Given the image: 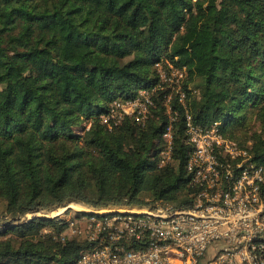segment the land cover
<instances>
[{
    "label": "trees",
    "instance_id": "trees-1",
    "mask_svg": "<svg viewBox=\"0 0 264 264\" xmlns=\"http://www.w3.org/2000/svg\"><path fill=\"white\" fill-rule=\"evenodd\" d=\"M160 61L186 68L183 102L167 103ZM143 87L156 88L144 124L104 121ZM187 113L264 166V0H0V264H68L90 246L61 240L65 219L29 213L191 205Z\"/></svg>",
    "mask_w": 264,
    "mask_h": 264
},
{
    "label": "built area",
    "instance_id": "built-area-1",
    "mask_svg": "<svg viewBox=\"0 0 264 264\" xmlns=\"http://www.w3.org/2000/svg\"><path fill=\"white\" fill-rule=\"evenodd\" d=\"M168 64L172 72L177 70L173 78L158 67L162 81L171 89L167 103L173 94L183 102L186 93L181 80L186 68ZM155 90L143 87L133 97L113 100L104 121L118 123L129 116L144 124ZM168 112L174 120L177 113L169 105ZM186 133L193 146L188 162L191 184L198 188L192 204L137 208L146 209L145 213L118 208L83 211L93 214L84 216L86 226L72 220L68 227L90 246L68 264H264V166L246 144L225 136L218 121L204 127L187 113ZM163 138L161 165L172 157L170 126ZM67 238L61 235V240ZM217 244L221 248L207 257L210 247Z\"/></svg>",
    "mask_w": 264,
    "mask_h": 264
},
{
    "label": "rangeland",
    "instance_id": "rangeland-1",
    "mask_svg": "<svg viewBox=\"0 0 264 264\" xmlns=\"http://www.w3.org/2000/svg\"><path fill=\"white\" fill-rule=\"evenodd\" d=\"M159 68H161L165 73H167L169 75V77L173 78L175 75H176V71H168L163 62L160 61V64L158 66ZM184 77V76H183ZM185 79V78H182V80ZM181 80V84H183V81ZM80 203H76V202H70L62 207H57V208H54V209H51V210H45V211H41V212H38V213H35V214H32V213H29L26 215V219H30L32 218L34 215H41L43 217H57L59 219H65L66 221H72V220H76V221H79V223L81 225H85L86 226V221H84V219H86L84 216H76L77 213L79 212H83V211H90V210H97L96 208H93V207H87L85 205H82V206H85L86 209H79L80 207ZM67 207H71L69 209H67ZM117 208H121V207H117V206H111V207H103V208H100L98 210H103L102 212H105V211H113L114 209H117ZM127 208V207H125ZM137 209L138 207H131V209ZM143 208V207H142ZM139 210H146V209H139ZM142 213V212H140ZM81 219V220H80ZM2 223V222H1ZM44 233H47V234H51V235H55L56 234V229L55 227H46L44 229ZM62 236H67V237H76V234H74V232L72 231V229L70 227H67L64 231L61 232ZM61 237V236H60ZM79 237V236H78ZM81 239V238H80ZM221 248V246L219 244H217L216 246H212L210 247V249L208 250V255L207 257L209 256H213L216 254V252L218 251V249ZM8 264H45L44 262H39L37 258H28V259H25V258H20L19 261L17 260H14V261H11L9 262ZM47 264H64L63 262H59V261H51V262H48Z\"/></svg>",
    "mask_w": 264,
    "mask_h": 264
},
{
    "label": "bare ground",
    "instance_id": "bare-ground-1",
    "mask_svg": "<svg viewBox=\"0 0 264 264\" xmlns=\"http://www.w3.org/2000/svg\"><path fill=\"white\" fill-rule=\"evenodd\" d=\"M79 209H86L85 206L80 205ZM119 211L125 212V213H145L147 210H139V209H127V208H118Z\"/></svg>",
    "mask_w": 264,
    "mask_h": 264
},
{
    "label": "water",
    "instance_id": "water-1",
    "mask_svg": "<svg viewBox=\"0 0 264 264\" xmlns=\"http://www.w3.org/2000/svg\"><path fill=\"white\" fill-rule=\"evenodd\" d=\"M69 208H71V207H67V209H69ZM36 217H43V216H41V215H34L32 218H36ZM53 217H55V216H53ZM53 217H46V218H53ZM32 218H30V219H32Z\"/></svg>",
    "mask_w": 264,
    "mask_h": 264
}]
</instances>
